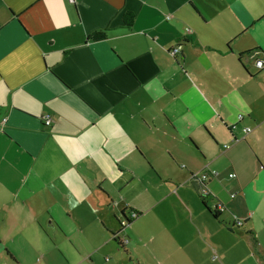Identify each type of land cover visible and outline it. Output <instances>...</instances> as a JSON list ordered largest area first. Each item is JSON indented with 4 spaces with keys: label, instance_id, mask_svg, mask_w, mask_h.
Wrapping results in <instances>:
<instances>
[{
    "label": "crops",
    "instance_id": "crops-1",
    "mask_svg": "<svg viewBox=\"0 0 264 264\" xmlns=\"http://www.w3.org/2000/svg\"><path fill=\"white\" fill-rule=\"evenodd\" d=\"M254 49L264 0H0V264H264Z\"/></svg>",
    "mask_w": 264,
    "mask_h": 264
},
{
    "label": "built area",
    "instance_id": "built-area-1",
    "mask_svg": "<svg viewBox=\"0 0 264 264\" xmlns=\"http://www.w3.org/2000/svg\"><path fill=\"white\" fill-rule=\"evenodd\" d=\"M189 31V29H188ZM181 45L175 46L172 50L171 53L173 55L176 54V52H178L180 50ZM248 57L249 59L253 62V64L257 67V68H264V56L261 53V50L259 49H254L252 51H250L248 53ZM239 119L243 118V114L240 113L238 115ZM44 120L46 124H50L51 123V118L49 115H45L44 116ZM244 133L247 134L249 133L252 128L250 126H246L243 128ZM243 137H233V142H237L239 140H241ZM224 147L227 148L228 144H224ZM220 175V171L215 169V168H209V167H205L204 169L197 171V172H192L190 174V178L189 181L194 183L195 185H201V189L200 192L203 195V197H206L208 195V183L211 180V178L213 177H218ZM229 177L233 178L236 176L235 172H229L228 173ZM232 196H234V193L232 194ZM216 210H225V206L222 203H218L216 205ZM215 210V211H216ZM137 216V212H133V217ZM236 224L238 226H242L244 224V220L241 218H236Z\"/></svg>",
    "mask_w": 264,
    "mask_h": 264
},
{
    "label": "trees",
    "instance_id": "trees-1",
    "mask_svg": "<svg viewBox=\"0 0 264 264\" xmlns=\"http://www.w3.org/2000/svg\"><path fill=\"white\" fill-rule=\"evenodd\" d=\"M134 19H135V15L132 12H127L126 15L124 16V24H125L124 26L131 27L134 22ZM106 35H107L106 31H97L92 34L91 38L95 40H101L104 39ZM194 187L196 188L199 195L204 199L203 195L200 192L201 185H194ZM115 240L122 245V243L119 241V239L116 236H115Z\"/></svg>",
    "mask_w": 264,
    "mask_h": 264
}]
</instances>
